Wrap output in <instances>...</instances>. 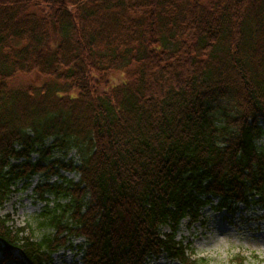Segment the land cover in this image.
I'll return each mask as SVG.
<instances>
[{
  "label": "trees",
  "instance_id": "1",
  "mask_svg": "<svg viewBox=\"0 0 264 264\" xmlns=\"http://www.w3.org/2000/svg\"><path fill=\"white\" fill-rule=\"evenodd\" d=\"M260 121L264 0H0V211L35 174L57 200L39 239L0 214V264L75 238L72 264H198L183 220L264 209ZM69 150L78 165L49 160Z\"/></svg>",
  "mask_w": 264,
  "mask_h": 264
},
{
  "label": "rangeland",
  "instance_id": "2",
  "mask_svg": "<svg viewBox=\"0 0 264 264\" xmlns=\"http://www.w3.org/2000/svg\"><path fill=\"white\" fill-rule=\"evenodd\" d=\"M122 77L121 73H115L111 75V82L115 84ZM33 79L21 77L17 82ZM219 114L220 112L217 111L216 116ZM260 124L264 126L262 121ZM36 157L33 154L31 159L34 160ZM54 159H61L67 166L69 163L78 165L80 162V156L74 150H69L66 154L54 151L49 160ZM58 171L67 179L76 181L78 178L76 172L69 171L67 168H61ZM43 180L44 177L35 174L26 187L22 185V182L16 183L10 199L4 203L0 211L1 215H9L11 219L9 224L23 226L26 229L25 232L33 239H39L42 235L50 233L48 218L41 213L45 210L51 212L54 202L57 201L52 195H48L47 203L37 198L33 190ZM55 180H58L56 175L50 176V182ZM201 212L203 220L192 224L186 219L183 220L175 236L176 239H181L188 245L190 259H194L198 264H239L238 259L241 257L243 259L241 264H264V209L257 205L246 209L239 204L232 215L223 210L210 209L209 206H205ZM81 242L82 238H75L72 240V245L76 248L71 246L59 248L51 255L50 264H72L80 260L81 253H77L76 249ZM147 264L181 263L161 253L147 261Z\"/></svg>",
  "mask_w": 264,
  "mask_h": 264
}]
</instances>
